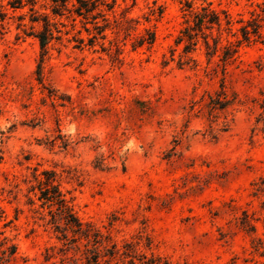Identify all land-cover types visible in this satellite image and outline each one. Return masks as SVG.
Segmentation results:
<instances>
[{
  "label": "rangeland",
  "instance_id": "obj_1",
  "mask_svg": "<svg viewBox=\"0 0 264 264\" xmlns=\"http://www.w3.org/2000/svg\"><path fill=\"white\" fill-rule=\"evenodd\" d=\"M8 1L3 264H86L92 247L103 264H264V0H99L87 19L38 0L36 22ZM42 13L58 32L38 68ZM44 171L99 242L49 222Z\"/></svg>",
  "mask_w": 264,
  "mask_h": 264
},
{
  "label": "trees",
  "instance_id": "obj_2",
  "mask_svg": "<svg viewBox=\"0 0 264 264\" xmlns=\"http://www.w3.org/2000/svg\"><path fill=\"white\" fill-rule=\"evenodd\" d=\"M38 0H9L8 4L11 8H19L29 5L30 11H32L30 21L36 22L38 21L37 10L34 9ZM183 1L186 6L189 7V1L187 0H179ZM48 4V8L52 15L61 16L64 11L72 12L76 17H82L84 19L87 18H95L93 15V11L97 9L99 5V0H48L46 3ZM70 4V7L68 6ZM45 6V5H44ZM37 14V15H36ZM196 22L195 25L197 28H202V25H210V24H219V19L216 13L210 11V17L207 18L206 13L196 14ZM42 29L39 30L34 37L38 40L39 48H40V63L38 68H40V64L43 61L44 56L48 50V43L57 38L54 32H58L56 28V23L51 21L48 18V14L42 13ZM188 38H191L190 34H185ZM146 40L147 43L153 42V34L150 35ZM145 40H141L139 44L141 45ZM39 73V72H38ZM43 175L45 176L44 181L42 182L44 185L39 186V194L37 195V200L40 201L41 207L48 208V214L50 216L49 222L54 224L56 229L62 234V237L65 238L68 242H75L77 239H84L86 243H90V241H94L93 243L99 242V234L96 231H93L91 225L88 223H83L74 213L70 201L66 199L64 194L59 189L57 183H55L54 173L51 171H44ZM67 232H70V237L67 236ZM74 247H77L74 245ZM8 250V253L4 254L5 251ZM90 255L86 258V264H103L100 261L99 251L94 247L89 249ZM15 252L14 246H8L3 252V256L0 257V264H3L7 261Z\"/></svg>",
  "mask_w": 264,
  "mask_h": 264
}]
</instances>
